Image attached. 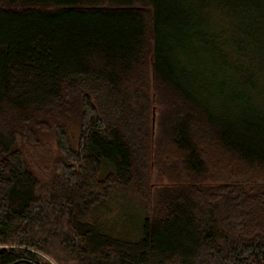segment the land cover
Wrapping results in <instances>:
<instances>
[{
	"label": "trees",
	"instance_id": "trees-1",
	"mask_svg": "<svg viewBox=\"0 0 264 264\" xmlns=\"http://www.w3.org/2000/svg\"><path fill=\"white\" fill-rule=\"evenodd\" d=\"M0 264H264V0H0Z\"/></svg>",
	"mask_w": 264,
	"mask_h": 264
},
{
	"label": "rangeland",
	"instance_id": "rangeland-1",
	"mask_svg": "<svg viewBox=\"0 0 264 264\" xmlns=\"http://www.w3.org/2000/svg\"><path fill=\"white\" fill-rule=\"evenodd\" d=\"M228 92L229 91L225 92V95H220V93H218L217 95L214 94L213 96L218 100L226 99L229 95ZM153 117L155 125L157 114L154 113ZM67 125V131L70 132L72 130L71 125L69 123ZM56 130L57 128L54 129V132L51 134L41 133L39 136L41 140L38 141L37 145L32 146L28 144L24 147L27 160L33 165L35 171L39 173L42 180H45L44 182L46 183L51 180L50 177L47 178V175L49 176L51 172L54 173V178L57 175L55 165L60 160V158H62V154L58 146ZM72 147L75 148L76 143H72ZM149 175L150 193L152 197L160 188L171 186V181L167 177L163 178L162 180H158L157 171L153 167L151 171H149ZM127 192L128 193L121 191L113 198L110 203L106 204L105 207L100 210L103 216V224L104 226L108 227L105 228V230L109 232H118L119 234H122V236L126 235V232H129L127 235L130 236L134 233H137V231L141 229L145 218V213L143 210L134 206L135 198L131 190ZM44 257L48 260H51L46 256ZM51 262L54 261L51 260Z\"/></svg>",
	"mask_w": 264,
	"mask_h": 264
}]
</instances>
